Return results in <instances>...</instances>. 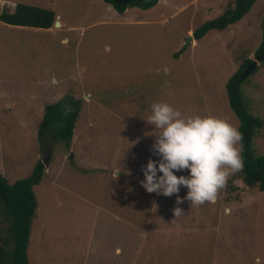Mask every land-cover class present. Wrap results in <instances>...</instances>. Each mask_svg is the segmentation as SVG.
Returning <instances> with one entry per match:
<instances>
[{
  "label": "rangeland",
  "instance_id": "rangeland-1",
  "mask_svg": "<svg viewBox=\"0 0 264 264\" xmlns=\"http://www.w3.org/2000/svg\"><path fill=\"white\" fill-rule=\"evenodd\" d=\"M16 3L55 13L50 28L0 21V173L13 183L38 160L45 164L33 186L29 264H264V190L240 173L199 207L140 183L142 166L160 159L145 121L152 103L238 128L225 83L255 59L264 0L200 39L193 30L234 0H159L122 12L103 0H0V10ZM256 66L240 87L248 111L262 120L253 137L260 156L264 61ZM67 97L81 100L70 145L53 139L52 122L37 138L45 107ZM187 191L181 186L178 195Z\"/></svg>",
  "mask_w": 264,
  "mask_h": 264
},
{
  "label": "trees",
  "instance_id": "trees-1",
  "mask_svg": "<svg viewBox=\"0 0 264 264\" xmlns=\"http://www.w3.org/2000/svg\"><path fill=\"white\" fill-rule=\"evenodd\" d=\"M118 12L130 7L147 9L158 0H103ZM256 0H234L232 8L226 9L220 16L201 23L193 30V37L200 39L209 30H221L241 19L253 6ZM0 21L10 25L49 28L55 21V13L47 8L16 3L13 12L4 9L0 12ZM261 41L254 50V58L264 61V17L261 20ZM253 59H246L243 64L227 79L225 89L228 103L239 119L238 130L243 135V162L241 171L243 182L247 185H258L264 190V154L255 156L253 137L261 127L262 120L248 111L239 77L245 67ZM257 66L252 70L254 73ZM250 73V74H251ZM249 74V75H250ZM247 75V76H249ZM246 76V77H247ZM79 99L63 98L45 107L41 124L37 130V138H41L44 130L51 123L54 127V140L70 145L75 120L80 110ZM44 162L38 160L31 173L21 179L9 183L0 173V264H29L27 246L31 223L36 215L37 200L33 186L37 185L44 173ZM6 226L2 228L1 223Z\"/></svg>",
  "mask_w": 264,
  "mask_h": 264
},
{
  "label": "clouds",
  "instance_id": "clouds-1",
  "mask_svg": "<svg viewBox=\"0 0 264 264\" xmlns=\"http://www.w3.org/2000/svg\"><path fill=\"white\" fill-rule=\"evenodd\" d=\"M145 121L154 126L152 150L160 157L142 166L144 180L140 183L148 193L176 194L177 205L187 200L191 207H199L214 202L228 177L243 169V135L223 118L185 116L161 101L151 104ZM183 170H189V175L175 174ZM181 186L188 190L183 198L178 195ZM173 211L175 216L183 213L178 206Z\"/></svg>",
  "mask_w": 264,
  "mask_h": 264
},
{
  "label": "water",
  "instance_id": "water-1",
  "mask_svg": "<svg viewBox=\"0 0 264 264\" xmlns=\"http://www.w3.org/2000/svg\"><path fill=\"white\" fill-rule=\"evenodd\" d=\"M191 39V36L188 38V41ZM257 60L256 59H253V61L251 63H249L245 69L243 70V72L241 73L240 77H239V80H243L247 75H249L252 70L256 67V64H257Z\"/></svg>",
  "mask_w": 264,
  "mask_h": 264
},
{
  "label": "crops",
  "instance_id": "crops-1",
  "mask_svg": "<svg viewBox=\"0 0 264 264\" xmlns=\"http://www.w3.org/2000/svg\"><path fill=\"white\" fill-rule=\"evenodd\" d=\"M159 1V0H158ZM257 1V0H256ZM255 1V2H256ZM158 3V2H157ZM15 7V6H14ZM2 9L0 10V12L3 10V7H1ZM128 9V8H127ZM5 10V9H4ZM13 11H14V8H13ZM13 11H11V12H13ZM8 12H10V11H8ZM17 26H20V25H17ZM36 28H40V27H36ZM50 28V27H49Z\"/></svg>",
  "mask_w": 264,
  "mask_h": 264
}]
</instances>
